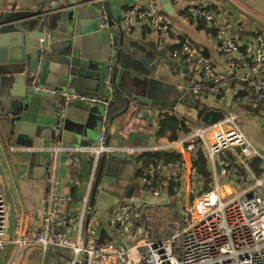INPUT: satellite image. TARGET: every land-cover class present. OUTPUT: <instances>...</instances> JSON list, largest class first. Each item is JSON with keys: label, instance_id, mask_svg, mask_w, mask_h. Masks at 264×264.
Here are the masks:
<instances>
[{"label": "built area", "instance_id": "built-area-1", "mask_svg": "<svg viewBox=\"0 0 264 264\" xmlns=\"http://www.w3.org/2000/svg\"><path fill=\"white\" fill-rule=\"evenodd\" d=\"M215 3L216 0H197L188 8L189 14L192 18L213 23L218 17ZM137 15L161 41L179 36L159 0H137L124 11L123 26L127 31L131 27V18ZM216 30L218 51L230 56L229 69L237 73L240 83L253 88L250 100L254 105L264 102V36L258 33L251 43L243 45L242 28L232 29L229 22L221 21L216 24ZM177 43L173 53L182 56L185 63L193 64L201 77L192 80V93L218 96L225 84H230L227 72L217 71L188 40L178 38ZM74 97L69 92L62 95L63 104L54 123V140L49 150L55 163L61 154L73 160L80 154L92 157L93 170L86 198L75 215L74 224L65 214L61 215L60 206L65 197L56 190L58 180L53 165L47 179L41 225L22 236L16 235L13 241L16 252L8 264H18L23 249L33 246H39L41 250L43 261L39 264H45L49 254L58 250L72 255L69 262L61 264H264V172L262 176H256L249 165L250 161L259 158L264 170V153L250 141L237 114L231 113L212 124L193 127L176 141L158 139L155 145H107L104 123L97 146H73L63 142L62 129L65 105ZM161 118L163 116H158V123ZM197 143L201 145L210 170L209 188L207 191L200 189L193 196L191 208L179 213L166 238L150 237L149 210L165 206L175 197L189 201L187 188L202 180H198L201 175L191 162L182 161L175 166L151 165L149 169L142 162L137 163V169L144 171L138 177L139 192L114 206L108 221L101 219L109 227L111 239L104 245L96 242L97 216L89 212V199L104 153L122 152L137 158L171 148L185 149L187 145L195 149ZM7 220L8 205L0 185V252L7 243Z\"/></svg>", "mask_w": 264, "mask_h": 264}, {"label": "crops", "instance_id": "crops-1", "mask_svg": "<svg viewBox=\"0 0 264 264\" xmlns=\"http://www.w3.org/2000/svg\"><path fill=\"white\" fill-rule=\"evenodd\" d=\"M47 1L0 0V12L12 9L14 6L16 12L20 14L34 12L43 9ZM72 1L77 5L62 7L52 13L56 23H53V26L61 28V36L64 41L60 49L53 50L49 56L44 57L39 71L42 84L58 85L62 88L59 97L53 99L27 93L19 111L17 126L12 127L6 134L5 127L0 128V148L20 212L17 235L21 236L26 231L41 225V212L46 207L47 179L54 166L55 177L58 180L56 190L65 197L60 206V213L61 215L65 214L73 224L76 221L75 215L78 214L80 205L86 198L89 189L93 170V160L89 155L80 154L78 159L73 160L61 154L55 163L49 150L54 140V123L59 107L63 104V93L69 92L75 95L65 105L63 142L73 146L91 147L99 144L104 117L107 121L106 107L97 104V100L107 101L116 95L108 93L109 89L105 85L111 74L109 70L113 48L107 32L102 31L105 27L102 21L104 13L103 9L97 6V2L100 0ZM105 1L109 3L111 15L123 23L124 11L135 4L137 0ZM54 2L63 1L54 0ZM171 3L174 12L170 18L178 37L161 41L158 34L147 26L143 18L138 15L131 18L130 30H126L131 52L128 54L125 79L123 76L121 82L130 90L132 86L129 81L133 74L134 79L143 78L145 84L155 78L157 89L147 91L141 86L135 92L177 105L161 109L141 107L138 115L134 111L137 109H131L125 116L126 119L131 120L130 129L134 126L135 129L144 130L149 135H156L159 129L157 128L159 125L158 116H164V113L172 115L178 120H185L190 129L197 125L217 122L226 115L235 113L250 141L264 153V102L258 105L251 102L253 88L245 83H240L237 73L229 69L228 59L230 56L218 51L219 39L216 36V24L221 21L229 22L232 29L242 28L241 42L243 45L251 43L258 33L264 36V0H216L215 9L218 17L213 23L205 21L203 23L201 22L203 20L200 21V19L190 16L188 8L197 3V0H171ZM56 20L58 21L56 22ZM178 38L188 40L197 53L212 62L217 71L227 72L231 78L230 84H225L218 96L194 95L192 93L190 90L192 80H199L201 77L193 64L185 63L182 56H176L173 53V50L178 46ZM135 48L139 50L138 54L134 52ZM139 58L141 59L139 60ZM144 58L153 60V62L163 58V66L154 67L155 71L160 68L162 78L157 77L156 72L148 74L146 65L140 66L143 65L140 61ZM132 71L134 73H131ZM187 94H189L188 103H191L192 100L190 96L201 100V114L193 107L194 104H187V100L184 101ZM146 117H153L150 120V125L149 121L145 119ZM152 121H154L153 124ZM107 122H105L106 127ZM177 133L178 138L184 134L181 130ZM158 139L170 140L168 136ZM197 144L195 149H191L187 145L185 149L175 150L182 154L183 162L193 163L194 154L198 149H202L201 145ZM137 163L138 161L136 169ZM249 165L254 175L259 177L263 175L261 159L255 158L249 162ZM201 179H203L202 176L200 179L198 178V180ZM139 185L138 183L134 189L129 190L118 181L114 187L107 185L106 187L112 193L123 194L126 192L124 198L126 199L139 192ZM91 211L95 215L93 209L89 207V212L91 213ZM15 252L16 248L13 246L6 258V264L15 255ZM47 259L48 257L45 259V264H47ZM42 261L39 246H33L23 249L18 264H39Z\"/></svg>", "mask_w": 264, "mask_h": 264}, {"label": "water", "instance_id": "water-1", "mask_svg": "<svg viewBox=\"0 0 264 264\" xmlns=\"http://www.w3.org/2000/svg\"><path fill=\"white\" fill-rule=\"evenodd\" d=\"M59 1L63 2L56 3L54 0H48L43 9L25 14L16 12L15 6L12 9L0 12V128L5 127V134L10 132L12 127L17 126L19 111L27 93L53 99L59 97V92L62 88L58 85L42 84L39 73L44 57L49 56L53 50L60 49L64 41L61 36V28L53 26L55 17L52 16V13L62 7L77 5L72 0ZM160 3L169 15L174 12L171 0H160ZM97 6L103 9L104 16L102 21L103 25H106H104L105 27L102 31L107 32L113 48L109 70L111 74L105 85L109 89L108 93L111 92L116 95L107 101L103 99L97 100V104L106 107L107 110L108 122L106 117L104 121V123H108L106 127L107 145L119 147L126 145H155L158 143V137L154 134L149 135L144 130L135 129L134 126L130 129L132 123L131 120L125 118L126 114L131 109H137L134 111L138 115L141 107L161 109L167 106L176 107L177 104L167 103L135 92L141 86L147 91L157 89L155 78L150 79L145 84L143 78L134 79L133 74L130 76L131 80L129 81L132 88L129 90L124 86L121 81L123 76L125 79V68L129 60L128 54L131 52L128 33L124 29L123 23L111 15L107 1L100 0V2H97ZM134 52L137 53L139 50L135 48ZM163 62V58L155 62L144 58L140 61L143 64L140 66L146 65L148 74L156 72V76L162 78L163 75L160 74V68L155 71L154 67H162ZM131 73H134V71ZM188 97L189 94H187L184 101L187 100V104H194L193 107L201 114V100L190 96L192 100L191 103H188ZM116 102H119L121 110L112 115L111 109ZM109 116L111 117L108 119ZM145 119L149 121L150 125V120L153 117H146ZM171 150H175V148H171ZM1 152L0 148V185L8 205V220L6 230L7 243L0 252V264H6V258L13 247V241L19 228L20 212L10 184L4 156ZM90 158L92 159V157ZM136 161V158H130L122 152L104 153L102 155L89 199V207L93 209L98 218L108 221L114 208L105 210L106 207L103 206L105 202L104 195L112 193L106 185H116L120 179L119 173L126 170L129 165L132 166L131 173H133Z\"/></svg>", "mask_w": 264, "mask_h": 264}, {"label": "rangeland", "instance_id": "rangeland-1", "mask_svg": "<svg viewBox=\"0 0 264 264\" xmlns=\"http://www.w3.org/2000/svg\"><path fill=\"white\" fill-rule=\"evenodd\" d=\"M154 121H152V124ZM134 158V157H130ZM137 162V161H136ZM140 161L138 160V164ZM132 166L129 165L126 170L119 173V182L120 184H124V186L128 187L129 190L132 188H135V185H138L140 182L138 177H135V170L134 168L133 173H131ZM112 186L114 185H109ZM209 188V182L203 178L201 182H196V184L192 188H187L186 194L189 196V201H187L185 198H174L172 199V202L159 207V208H152L149 210V224L151 225V232L150 237L152 239H164L171 233V228L173 224L175 223V220L178 219L179 213L186 212V209L189 210L191 208V200L193 199V196L200 190V189H207ZM128 190V192H129ZM193 191V192H192ZM125 193L118 194L116 192L105 194L104 199L105 202L103 203V206L106 207L105 210L110 209L114 206L119 205L123 200H125ZM187 198V197H186ZM178 203H176L177 200ZM96 230H97V237L96 242L104 245L111 239V232L108 226H106L100 218H96ZM72 259V255L69 252L58 250L55 253L51 252L49 254L47 259V264H61V262L66 263L69 262ZM11 259H9L10 261Z\"/></svg>", "mask_w": 264, "mask_h": 264}, {"label": "trees", "instance_id": "trees-1", "mask_svg": "<svg viewBox=\"0 0 264 264\" xmlns=\"http://www.w3.org/2000/svg\"><path fill=\"white\" fill-rule=\"evenodd\" d=\"M201 22L204 23V21ZM120 110V104L119 102H116L113 108L111 109V113H116ZM163 115V118L159 119L160 127L156 133V136H158V138L168 136L171 141H174L178 138L177 131L181 130L182 132H184V134H187L191 131V129L185 123V120H178L174 116L165 113ZM136 159L137 161L139 160L140 162H142L146 169H149L151 165L157 167L158 165L169 166L172 164L175 166L181 164L182 154L178 150L168 149L152 153H145L138 156ZM193 164L197 166L200 175L205 178L208 182H210V170L208 169L206 157L202 149H198L196 154H194ZM143 174L144 171L142 169H136V177H139ZM206 188H208V186ZM90 214H92V211Z\"/></svg>", "mask_w": 264, "mask_h": 264}, {"label": "bare ground", "instance_id": "bare-ground-1", "mask_svg": "<svg viewBox=\"0 0 264 264\" xmlns=\"http://www.w3.org/2000/svg\"><path fill=\"white\" fill-rule=\"evenodd\" d=\"M163 8V7H162ZM125 29V28H124ZM126 30V29H125ZM198 126V125H197ZM177 140V139H176ZM176 140H174V141H176ZM171 141V140H170ZM175 149H177V148H175ZM171 150V149H170ZM209 169V168H208ZM204 191H207V189H204Z\"/></svg>", "mask_w": 264, "mask_h": 264}]
</instances>
